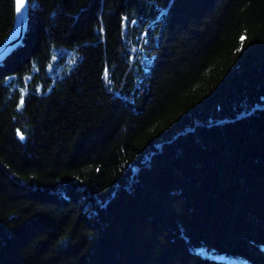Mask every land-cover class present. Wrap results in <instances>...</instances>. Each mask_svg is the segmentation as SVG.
<instances>
[{"label":"trees","instance_id":"obj_1","mask_svg":"<svg viewBox=\"0 0 264 264\" xmlns=\"http://www.w3.org/2000/svg\"><path fill=\"white\" fill-rule=\"evenodd\" d=\"M27 3L0 264H264V0Z\"/></svg>","mask_w":264,"mask_h":264},{"label":"water","instance_id":"obj_2","mask_svg":"<svg viewBox=\"0 0 264 264\" xmlns=\"http://www.w3.org/2000/svg\"><path fill=\"white\" fill-rule=\"evenodd\" d=\"M17 0H14V18L11 29L0 43V60L4 59L21 41L24 36L28 20V3L23 0L21 11L17 12Z\"/></svg>","mask_w":264,"mask_h":264},{"label":"snow or ice","instance_id":"obj_3","mask_svg":"<svg viewBox=\"0 0 264 264\" xmlns=\"http://www.w3.org/2000/svg\"><path fill=\"white\" fill-rule=\"evenodd\" d=\"M23 4V0H17V12L19 13L21 11L20 5ZM243 39V38H242ZM21 103H23V100L21 101ZM18 135H20V133L18 132ZM21 139H23V136L21 135Z\"/></svg>","mask_w":264,"mask_h":264},{"label":"rangeland","instance_id":"obj_4","mask_svg":"<svg viewBox=\"0 0 264 264\" xmlns=\"http://www.w3.org/2000/svg\"><path fill=\"white\" fill-rule=\"evenodd\" d=\"M49 66H50V64H49Z\"/></svg>","mask_w":264,"mask_h":264}]
</instances>
